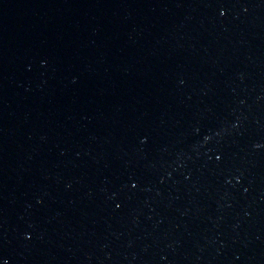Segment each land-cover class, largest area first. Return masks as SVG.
Segmentation results:
<instances>
[{
    "label": "water",
    "instance_id": "water-1",
    "mask_svg": "<svg viewBox=\"0 0 264 264\" xmlns=\"http://www.w3.org/2000/svg\"><path fill=\"white\" fill-rule=\"evenodd\" d=\"M0 264H264V0H0Z\"/></svg>",
    "mask_w": 264,
    "mask_h": 264
}]
</instances>
